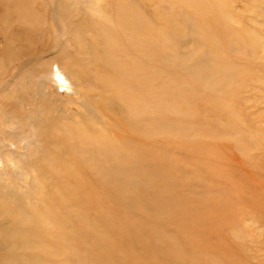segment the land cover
I'll use <instances>...</instances> for the list:
<instances>
[{
  "label": "rangeland",
  "instance_id": "374dc122",
  "mask_svg": "<svg viewBox=\"0 0 264 264\" xmlns=\"http://www.w3.org/2000/svg\"><path fill=\"white\" fill-rule=\"evenodd\" d=\"M0 264H264V0H0Z\"/></svg>",
  "mask_w": 264,
  "mask_h": 264
},
{
  "label": "bare ground",
  "instance_id": "6f19581e",
  "mask_svg": "<svg viewBox=\"0 0 264 264\" xmlns=\"http://www.w3.org/2000/svg\"><path fill=\"white\" fill-rule=\"evenodd\" d=\"M43 76L46 79L45 81H48L51 84V86H48V87H51L58 94L60 93V90L64 89L65 87H67V88H69L68 86L72 87L71 86V82H70L71 81L70 78L67 76V74H65L60 69L56 70V72L52 71L51 73H47V74H45ZM43 76H42V78H43ZM44 86H47V85L44 84ZM70 92L72 94L78 95L77 93L73 92L72 90H70ZM72 94H70V95H72Z\"/></svg>",
  "mask_w": 264,
  "mask_h": 264
}]
</instances>
